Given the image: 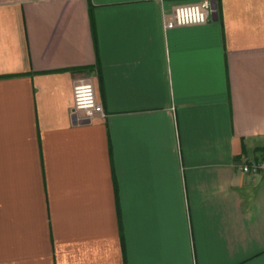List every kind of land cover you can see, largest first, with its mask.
I'll use <instances>...</instances> for the list:
<instances>
[{
    "label": "crops",
    "instance_id": "obj_1",
    "mask_svg": "<svg viewBox=\"0 0 264 264\" xmlns=\"http://www.w3.org/2000/svg\"><path fill=\"white\" fill-rule=\"evenodd\" d=\"M197 1L0 0V264H264V0Z\"/></svg>",
    "mask_w": 264,
    "mask_h": 264
},
{
    "label": "built area",
    "instance_id": "obj_2",
    "mask_svg": "<svg viewBox=\"0 0 264 264\" xmlns=\"http://www.w3.org/2000/svg\"><path fill=\"white\" fill-rule=\"evenodd\" d=\"M219 11L213 0H198L196 3L179 6L171 15L163 16L165 30L189 25L207 24L216 20ZM72 114L78 121H91L103 115V107L97 100L95 82L91 77H81L73 86ZM262 167L260 159L243 161L239 165L242 173L256 176Z\"/></svg>",
    "mask_w": 264,
    "mask_h": 264
}]
</instances>
